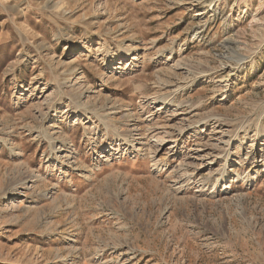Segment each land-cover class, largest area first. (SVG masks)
Masks as SVG:
<instances>
[{"label":"rangeland","instance_id":"1","mask_svg":"<svg viewBox=\"0 0 264 264\" xmlns=\"http://www.w3.org/2000/svg\"><path fill=\"white\" fill-rule=\"evenodd\" d=\"M0 264H264V0H0Z\"/></svg>","mask_w":264,"mask_h":264},{"label":"bare ground","instance_id":"2","mask_svg":"<svg viewBox=\"0 0 264 264\" xmlns=\"http://www.w3.org/2000/svg\"><path fill=\"white\" fill-rule=\"evenodd\" d=\"M235 56H236V55H235ZM78 60H79V59H77V58L75 57V58H72L71 61H69L68 63H66L65 66L63 67V69H64L63 72H62L63 75H64V74H65V75H66V74H68V75L72 74V73H73V72H72V66H74L73 64H76V63L78 62ZM239 60H240V59H239ZM237 61H238V60H237ZM178 67H180V66H178ZM178 67L176 66V68H178ZM174 69H175V67H174ZM55 104H56V102H51V103L49 104V110L55 108V106H54ZM71 111H72V110H71ZM43 115H44V114H43ZM43 115H42V116H43ZM44 117H45V116H43V118H44ZM180 128H181V127H180ZM178 129H179V128H178ZM178 131H179V130H178ZM181 132H182V131H181ZM51 137H52V136H51ZM131 137H133V136H130V138H131ZM132 139H133V138H132ZM132 139H131V140H132ZM151 139H152V138H151ZM49 140H51V139H49ZM126 140H127V143L132 144V141H133V140H132V141L129 140V139H126ZM52 142H53V140H52ZM149 143H150V142H149ZM53 149H54V148H53ZM51 150H52V149H51ZM32 177H33V175H32ZM26 182H30V181L28 180V181H26ZM25 184H26V183H25ZM25 184L22 183L21 185L24 186Z\"/></svg>","mask_w":264,"mask_h":264}]
</instances>
